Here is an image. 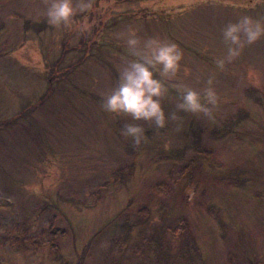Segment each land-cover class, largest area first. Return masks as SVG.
<instances>
[{
	"label": "rangeland",
	"instance_id": "374dc122",
	"mask_svg": "<svg viewBox=\"0 0 264 264\" xmlns=\"http://www.w3.org/2000/svg\"><path fill=\"white\" fill-rule=\"evenodd\" d=\"M50 2L0 0V264H158L154 239L162 264H264V38L217 64L248 0H94L70 26ZM129 27L182 51L163 126L103 107ZM209 77L213 118L179 108Z\"/></svg>",
	"mask_w": 264,
	"mask_h": 264
},
{
	"label": "clouds",
	"instance_id": "9594fccd",
	"mask_svg": "<svg viewBox=\"0 0 264 264\" xmlns=\"http://www.w3.org/2000/svg\"><path fill=\"white\" fill-rule=\"evenodd\" d=\"M264 0H248L239 5L245 13L236 20L226 23L222 29V37L228 43L227 55L217 61L223 67L225 60L231 61L240 55L246 44H253L264 38V16H253L248 12L255 9ZM94 7V0H51L43 12L46 22L53 26H70L78 13L86 15ZM83 29L90 25L85 22ZM125 35L131 56L118 73V85L107 95L103 107L105 111L115 114L125 113L133 120H154L157 125L165 123V113L158 97L167 90L160 77L175 79L181 67L182 51L174 41H165L157 37L141 39L135 28L129 27ZM208 87L202 91L193 88H179L180 102L178 107L193 113H203L210 119L220 101L218 93L212 87L213 80L209 77ZM123 135L133 138L139 145L143 129L135 123H127L121 129Z\"/></svg>",
	"mask_w": 264,
	"mask_h": 264
},
{
	"label": "trees",
	"instance_id": "16d2710c",
	"mask_svg": "<svg viewBox=\"0 0 264 264\" xmlns=\"http://www.w3.org/2000/svg\"><path fill=\"white\" fill-rule=\"evenodd\" d=\"M55 232H56V230H55ZM64 232V230L62 231V233ZM147 246V241L145 242V247ZM148 248H150L151 249V251H152V253H153V255H152V257H153V261L155 262V263H158L159 261H160V263H158V264H162V262H161V258H163L164 256H167L168 254H169V251H167L166 249H164L163 247H162V243L160 242L159 243V241L157 240V239H154L152 242H151V244H150V246H148ZM188 249L185 251V250H181L180 251V254L181 255H179L180 257H183L185 260L188 258ZM136 255V254H135ZM175 256H173V258H174ZM81 260H82V256H80V258H79V261L81 262ZM144 261V260H143Z\"/></svg>",
	"mask_w": 264,
	"mask_h": 264
}]
</instances>
